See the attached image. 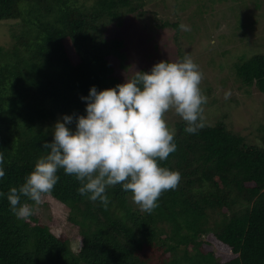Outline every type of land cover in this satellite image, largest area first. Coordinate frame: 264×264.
<instances>
[{
    "label": "trees",
    "instance_id": "1",
    "mask_svg": "<svg viewBox=\"0 0 264 264\" xmlns=\"http://www.w3.org/2000/svg\"><path fill=\"white\" fill-rule=\"evenodd\" d=\"M143 6L144 0H0V23L20 33L12 34L11 46L0 45L6 172L0 179V264H264V122L257 128L259 143H253L229 130L224 119L207 123L204 107V127L196 133L185 132L182 119L175 123L177 149L160 164L178 170L181 180L162 192L150 213L120 184L107 188L104 206L81 196L80 182L58 171L42 201L52 197L69 208V222L82 239L78 252L69 237L40 222L39 205L28 220L10 210L9 190L19 188L47 153L43 145L52 141L54 123L68 114L75 127V117L86 114L81 97L91 86L99 91L123 83L109 58L123 57L125 42L106 31L130 16L140 18ZM238 23L246 26L244 19ZM163 26L180 33V23ZM235 75L240 89L264 94V54L242 57ZM204 95L203 106L218 103L209 102L210 90Z\"/></svg>",
    "mask_w": 264,
    "mask_h": 264
},
{
    "label": "clouds",
    "instance_id": "2",
    "mask_svg": "<svg viewBox=\"0 0 264 264\" xmlns=\"http://www.w3.org/2000/svg\"><path fill=\"white\" fill-rule=\"evenodd\" d=\"M180 28L188 30L185 24ZM202 78L199 65L185 56L162 60L147 72L136 71L115 87L98 91L91 86L81 97L87 101L86 114L75 117V128L69 127L73 115L57 120L52 141L43 145L47 153L36 160L19 188L9 190L10 210L18 219L28 220L42 197L53 190L62 169L80 182L78 192L89 200L107 206V188L120 184L141 210L152 212L162 192L175 189L181 180L178 170L160 164L177 149L175 130L165 114L174 110L189 134L203 128L207 97L200 88ZM4 165L5 154L0 151V179L6 174ZM21 197L26 199L22 202Z\"/></svg>",
    "mask_w": 264,
    "mask_h": 264
},
{
    "label": "rangeland",
    "instance_id": "3",
    "mask_svg": "<svg viewBox=\"0 0 264 264\" xmlns=\"http://www.w3.org/2000/svg\"><path fill=\"white\" fill-rule=\"evenodd\" d=\"M185 1L144 0L140 18L130 16L122 26L107 28L109 38L125 42L123 57L109 58L115 74L124 83L134 72L152 67L159 59L172 61L190 56L203 73L202 92L210 90L209 102L213 98L218 101L203 106L207 123L214 125L224 119L229 130L259 143L257 128L264 122V94L256 87L240 89L235 64L242 57L264 54V0H189L184 7ZM201 5L203 12L197 11ZM238 19H244L246 26L241 27ZM165 23L185 24L188 30L180 28L177 33L173 27H164ZM13 33L20 34L12 24L0 23V45L11 46ZM165 118L173 129L181 120L174 110H169ZM69 215V208L52 197L44 198L36 211L42 224L59 237H69L72 250L78 252L82 239L79 229L69 222Z\"/></svg>",
    "mask_w": 264,
    "mask_h": 264
}]
</instances>
